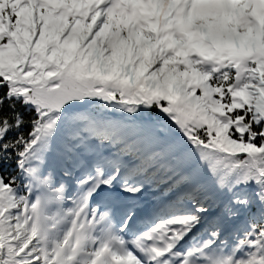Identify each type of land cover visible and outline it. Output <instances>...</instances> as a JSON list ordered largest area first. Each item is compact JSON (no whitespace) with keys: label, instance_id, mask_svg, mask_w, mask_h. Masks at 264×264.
Masks as SVG:
<instances>
[{"label":"snow or ice","instance_id":"obj_1","mask_svg":"<svg viewBox=\"0 0 264 264\" xmlns=\"http://www.w3.org/2000/svg\"><path fill=\"white\" fill-rule=\"evenodd\" d=\"M0 264H264V0H0Z\"/></svg>","mask_w":264,"mask_h":264}]
</instances>
